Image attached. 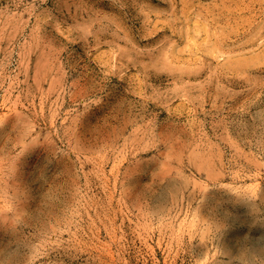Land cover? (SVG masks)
Masks as SVG:
<instances>
[{
	"label": "rangeland",
	"instance_id": "obj_1",
	"mask_svg": "<svg viewBox=\"0 0 264 264\" xmlns=\"http://www.w3.org/2000/svg\"><path fill=\"white\" fill-rule=\"evenodd\" d=\"M0 264H264V0H0Z\"/></svg>",
	"mask_w": 264,
	"mask_h": 264
}]
</instances>
